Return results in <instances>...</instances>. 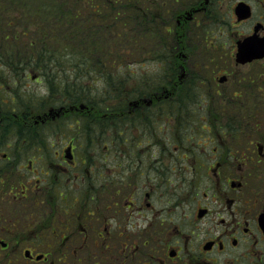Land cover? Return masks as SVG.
<instances>
[{
    "label": "flooded vegetation",
    "instance_id": "obj_1",
    "mask_svg": "<svg viewBox=\"0 0 264 264\" xmlns=\"http://www.w3.org/2000/svg\"><path fill=\"white\" fill-rule=\"evenodd\" d=\"M141 3L145 22H150L147 14L155 15L160 34L176 40L190 36L195 43L194 37H202L197 43L212 66L196 79L208 99H253L261 108L232 111L225 105L209 111L202 126L207 134L198 137H204L207 149L192 160L186 127L173 126L170 134L182 135L172 134V142L164 145L158 137L146 139L147 131L157 134L162 128L156 127L157 120L153 131L141 125L149 113L144 108L173 97L174 87L128 102L122 119L110 113L105 128L97 126V114L82 102L52 104L34 120L33 99L22 93L18 79L39 81V73L27 65H0V128L15 135L0 145L5 149L0 153V192L12 194L13 202L1 201L0 249L24 247L22 258L8 253L0 264H264V77L235 73L225 85L229 73L218 66L223 60L217 63L211 55H228L235 65H264V0ZM240 45L256 56L237 60ZM175 49L181 50L177 59L186 61L185 44L177 41ZM39 122L42 140L35 142L30 135ZM83 122L92 124L90 131L82 130ZM132 129H141L143 137H129ZM102 130L107 137L99 134ZM171 143L177 161L188 160L201 170L196 165L180 172L158 161L161 152L148 151ZM23 164L42 166L39 178L18 173ZM182 180L185 194L177 190ZM35 202L39 207L34 210ZM178 207L184 214L186 208L191 211L189 219L173 216ZM39 245L44 251L35 253L33 246Z\"/></svg>",
    "mask_w": 264,
    "mask_h": 264
},
{
    "label": "trees",
    "instance_id": "obj_2",
    "mask_svg": "<svg viewBox=\"0 0 264 264\" xmlns=\"http://www.w3.org/2000/svg\"><path fill=\"white\" fill-rule=\"evenodd\" d=\"M126 9V0H0V65H18L15 69L29 66L52 93L59 94L52 104H87L88 111L97 114V126L105 128L110 115L122 116L128 102L160 92L157 77L145 74L147 60L164 65L160 78L165 84L184 85L176 75L182 69L172 66L184 65L174 52V39L159 33L158 20L152 13L147 14V24L140 7L130 8L133 16L125 15ZM139 10L140 16H136ZM131 22L135 33L126 35ZM182 39L180 46L184 44ZM172 104L167 109L178 112L175 118H181L180 105ZM138 113L134 117H139ZM145 116L149 118L150 114ZM91 125L83 122L81 128L90 131ZM34 128L30 140H42V134ZM99 134L108 136L103 130Z\"/></svg>",
    "mask_w": 264,
    "mask_h": 264
},
{
    "label": "rangeland",
    "instance_id": "obj_3",
    "mask_svg": "<svg viewBox=\"0 0 264 264\" xmlns=\"http://www.w3.org/2000/svg\"><path fill=\"white\" fill-rule=\"evenodd\" d=\"M123 2H124V0H123ZM126 3L128 4V9H126L124 11L125 15L133 16L134 13H131L132 12L131 9L132 8L137 9L140 7V10L142 11V15L144 17L143 9L141 7V4H142L141 0H126ZM150 7H151V5H150ZM152 8H155V7L152 6ZM140 10L138 11L136 16H140ZM107 18H109V17H107ZM144 19H145V17H144ZM134 25H135V23H134ZM38 26H40V24ZM132 28H133V22L129 23L127 30H126L127 32H125V34L126 35L134 34L135 31L131 30ZM186 38H188V39H186ZM194 38H196V43L192 40V38L190 36L182 39V41H184V44L186 47L184 53L187 55L186 61H184L181 58L184 65H186V67L184 66L185 70H183V77L181 78L182 79L181 81H184L183 82L184 85L176 87V85L174 84L175 88H174V91L172 92L173 97L167 98V100L160 99L158 101L159 105L155 106V108L160 106L159 110L156 111L157 115H155V111H149V113H150L149 118H147L144 115L140 119L142 122L141 125H143L142 128L148 127L152 131L156 129L152 125L157 120L156 127L160 126L162 128L158 130L159 132L157 131V134L156 133L150 134L147 131L146 139H147V141L149 140V141L154 142L156 140V138L158 137V140H161L164 145L166 143H168V141L172 142V136H171L172 134L176 135V137H179L182 135V134H178V133L170 134L173 130V126L186 127L187 129H183V131H184L185 135H188L190 137V141L188 142L187 145L193 151H190L192 153V155L191 156L189 155L188 158L192 159V160L194 158H199L203 154V152H204L203 148L207 149L208 145L204 144L207 141L203 140V138L205 137V134H207V132H205V130L202 129V126L204 125V122L207 119V113L209 111H211V110H217V111L224 110L225 105H226V109L232 110V111H237V110H242V109L244 111H253V109H254L253 107L257 106L256 102L253 101V99H250L252 102L251 101L241 102L242 98H239L237 100H230L229 102H227L224 100H218L217 97H215V96H214V100L208 99V97L204 94V93H206L205 92V86L200 85V83L196 82V77H194V74H195V76L202 77L203 72H205V71L207 72L208 68L211 67L212 65H208L209 54L203 53V51H204L203 45L197 43V41L202 39V37L197 36ZM172 39H174L173 47L176 46L177 41L178 42L181 41V37H178L177 40L174 37H172ZM189 39H190V42H189ZM176 51H178V50L174 48L175 53H176ZM225 54H228V52ZM211 55H214V57L217 59L216 60L217 63H218L219 58L221 61L223 60L222 61L223 64L218 65V66H221V68H222L221 71H225V72L229 73V80L230 81L225 85H230V83L234 80V74L235 73H243V74H247V75H249V74L253 75V73L254 74L256 73V74L260 75V77H259L260 79L264 77L263 74H261L263 72L262 67L264 65H235L234 59L232 60L231 57H228V55H224L223 53L222 54L211 53ZM163 66L164 65H160V64L156 63L153 59H149L145 62V65L143 67L144 70H148V71H145V74L150 73L152 75V78L157 77V78H155L156 79L155 81L160 83V88L158 91H161V92H163L165 89H172V87L165 84L163 82L164 80L162 78H160V75L163 77V74L165 72L163 70ZM179 72L180 71H178L176 73L177 76H179ZM168 74H169V72H168ZM152 78L150 79V82L154 81V80H152ZM177 79H178V77H177ZM18 81L23 83V85H21V88H23L22 93L29 95V97L33 99V107H32L31 114L34 115V117H33L34 120H38L37 115L42 114L44 111H47L48 108L52 105V103H53L52 101H54V99H58L59 94L52 93V91L49 88V85L47 83H45L44 79H42V78L39 79V81L33 80L31 78L26 80L25 82L21 79H18ZM130 88H131V85H128L127 89H130ZM187 89H188V92L186 93ZM32 94L34 95L33 97L31 96ZM107 96H110V95H107ZM172 102H173V104H172ZM170 104L177 105V106L180 105V116H181V118L180 117H179V119L175 118V116L177 115L178 112H176V111L171 112V111H169V109H167ZM239 105H243L242 106L243 108L241 109ZM247 107H252V108L247 109ZM153 109H154V107H153ZM162 113H164V114L167 113V114L164 115ZM153 114L156 117L155 116L152 117ZM121 119H122V116H119L118 120H121ZM12 120H14V119H12ZM35 126L37 127L38 133L42 134L43 129H44V125L41 122H39ZM119 126H121V125H119ZM168 127H170L169 130L167 129ZM185 131H188V132H185ZM35 132H36V128H34V133ZM142 132L143 131H137L136 129H132L131 133H129L128 135H129V137L135 138L136 136H139ZM201 132H202V134H201ZM203 135H204L203 138H198V137L203 136ZM120 136L122 137V136H124V134H122ZM14 137H15V135L13 132H11V130H5L4 128H0V145H3V142H9L10 140H13ZM141 137H143V136L140 135V138ZM183 137H185V136L183 135ZM140 138H136V140L139 142ZM39 141H41V140H39ZM35 142H37V140H35ZM122 144L125 145V143H122ZM163 147L162 148H152L150 150L148 149V151L154 152V153L161 152V154L163 156L161 159L163 162L160 161L161 159L158 161L163 163L165 166L171 167L172 169L174 168L175 170L177 168H179V171L182 172L185 169V167H189V168L192 167L193 168L194 166L198 165L196 163H189L188 160L177 161L176 160L177 150L175 148H173L172 143L169 146H167L166 149H164ZM4 150H5L4 148H0V153ZM179 152L181 153L182 150L179 149ZM171 154H172V156H171ZM195 154H197V155L194 157ZM173 161L178 162V163H175ZM24 165L25 164L19 166L20 168H18V170H19L18 173H29L30 176L32 175L31 177L33 180H35L34 179L35 177L39 178V176H37V174H40V170H42V166L33 165L31 167V166H27V164H26V166H24ZM25 167L28 168V170H30V171H27ZM196 170H201V167L199 165L196 166ZM186 173L188 175H190L189 179H193L192 172L187 171ZM188 183L190 184L191 181H189ZM181 185H182V187H181ZM184 187H185V185H184L183 180H182L179 182V186H178L177 190L180 191L181 194H185L184 190H183ZM195 190H196V188H195ZM202 190L203 189L201 187L197 190L198 191L197 199L201 198ZM0 194L4 197L0 200V202L1 201L5 202L6 198H8L9 200H7L6 203L8 204L9 202H11L10 205H12V203H13L11 201L12 200V194H10V195L8 193L3 194L2 192H0ZM19 200H21V199H19ZM4 202L0 203V205H1L0 207H4V206H2L4 204ZM165 203H166V201L164 198V202L162 205L164 208H167ZM33 206H34V210H35L39 207V204L37 202H35V204H33ZM11 208H12V206H11ZM174 209H172V211ZM164 211L165 210L163 209V212ZM185 211H186L185 214L182 213L181 208L178 207L177 213L174 212L173 216L177 215L176 218H178V219H181V217H185V218L189 219V216H191V211L187 208L185 209ZM168 212H170V210H168ZM1 214L4 216L3 212H1ZM0 223H1V221H0ZM198 225L200 227H203L202 221H200V222L198 221ZM196 234L198 237L202 236V231L200 228L196 230ZM29 247H32V246H29ZM33 248H34L35 253H42L44 251V247L42 245L33 246ZM23 249H24V247H21L18 245H13V244L6 250L0 249V259L5 258V254H8V253L21 255V258H22Z\"/></svg>",
    "mask_w": 264,
    "mask_h": 264
},
{
    "label": "water",
    "instance_id": "obj_4",
    "mask_svg": "<svg viewBox=\"0 0 264 264\" xmlns=\"http://www.w3.org/2000/svg\"><path fill=\"white\" fill-rule=\"evenodd\" d=\"M255 56H256V53H251V52L245 50L244 45H240V51L237 53V58H238L237 60L244 62L246 60L252 59ZM145 100H147V99H145ZM2 245L5 246L6 243L2 242Z\"/></svg>",
    "mask_w": 264,
    "mask_h": 264
}]
</instances>
